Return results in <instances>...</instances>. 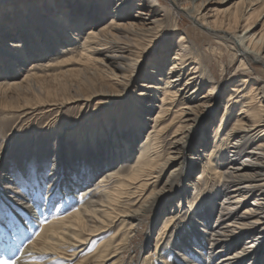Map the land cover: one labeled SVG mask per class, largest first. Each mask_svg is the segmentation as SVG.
Instances as JSON below:
<instances>
[{"label": "bare ground", "instance_id": "obj_1", "mask_svg": "<svg viewBox=\"0 0 264 264\" xmlns=\"http://www.w3.org/2000/svg\"><path fill=\"white\" fill-rule=\"evenodd\" d=\"M91 1L0 0V122L25 117L32 103L60 111L77 102L80 111L76 125L56 129L54 116L18 144L0 135V256L71 264L97 242L74 264H125L132 236L156 212L153 224L166 220L142 264H264V80L236 76L253 62L264 69V0L227 18L209 8L227 0ZM174 12L206 31L207 48L175 26ZM224 48L238 63L225 98ZM97 93L115 108L89 111ZM82 118L95 126L81 133ZM201 180L186 231L166 242ZM178 181V204L163 202Z\"/></svg>", "mask_w": 264, "mask_h": 264}, {"label": "rangeland", "instance_id": "obj_2", "mask_svg": "<svg viewBox=\"0 0 264 264\" xmlns=\"http://www.w3.org/2000/svg\"><path fill=\"white\" fill-rule=\"evenodd\" d=\"M91 0H88V2H90ZM163 5H167L169 3L168 0H159ZM214 1V0H212ZM236 0H227L224 1L223 3H212L209 5V8L215 9V11L217 10L218 13H220L221 15H225L226 18L230 17L232 11H236L237 13H239L241 15V11H244L250 4L249 0H242L241 2H239V4H236L235 2ZM93 2V0L91 1ZM162 13V12H161ZM173 15V20L174 23L176 22L177 27L183 28L185 30L188 31L190 37L192 36L193 39H195L199 44H201L204 48L208 47L209 44V36L208 34H206V31L196 25L193 24L191 18L186 15V14H182V15H177L175 12L172 13ZM109 18V17H108ZM255 17H253L254 19ZM240 23H242V19L240 20ZM261 28V25H258L256 28V31H259ZM241 29V28H240ZM239 29V30H240ZM206 34V35H205ZM174 35V34H173ZM172 35V38H173ZM214 44H219L217 42V40L214 39ZM157 49V47H156ZM154 49L151 53L145 55L142 58V61L140 63V65L137 68V72L136 74H139L142 72L144 64L148 63V61L153 57V54L155 52ZM173 50L170 51L168 53V57L170 60V58L173 56ZM223 56H224V63L227 65V75L226 77L220 82L219 84V88L218 91L219 92H223V95L225 98L226 96V90L227 88H229V86L227 88L226 85H228L231 82V78H233L232 76H234V72H235V67L238 65V63H235L234 66H230V62H231V54H232V50H227V48L223 49ZM31 62V60L27 61L24 63L23 67H22V72L25 70H28L30 68L29 63ZM254 68H250V71L248 72H242L240 71V73H237L236 76L240 77V76H244L247 73L250 74V79L255 78V79H262L264 80V69L263 67H261L258 63L253 62L252 63ZM76 66V65H75ZM73 66V67H75ZM212 67L215 71V73L217 75H219V73L221 72V68L220 65L218 63V57L216 56L213 60H212ZM249 67V64H248ZM57 68V67H56ZM233 71V72H232ZM142 80V79H140ZM139 80V81H140ZM97 84H103L105 85V89H107L106 91L108 93H112V94H116V95H120L117 94L119 93V88L114 87L112 84H109V81L101 76L97 77L96 80ZM110 85V86H107ZM138 87V86H136ZM135 87V88H136ZM139 89V87H138ZM207 91V88L202 91V93L200 95H202L203 93H205ZM87 91H84V93H86ZM101 94V93H100ZM261 96L259 95L258 101L263 100V98H260ZM223 98L220 100L219 102V107H218V113H222L223 109H224V105H223ZM90 104L91 107H89V111H94V110H98V111H104L107 112L109 108L113 109L115 108V106H110V104H107V95H99V93L91 96L90 98ZM264 103V102H263ZM37 104H29L27 106H25V108H23L22 110H28V113L25 117L21 118V119H16V118H9L10 120H8V122H0V135L3 136V138H5L8 143L10 142H14L17 144L19 142H21V140L28 138L31 135H41L43 133V129H48L51 125L50 120L52 118H54V116H59V120L53 124V126H55L56 129H59L60 127L64 126V127H72L74 125H76L79 120H80V111H79V107L77 102H69L67 105H65L64 107L61 108L60 111H42V110H38L37 108H35ZM29 107L35 108V109H29ZM38 107V106H37ZM117 108V107H116ZM19 108L16 107L14 109V111H17ZM110 109V110H111ZM120 110H122V107L119 108ZM158 109V107H154L153 110L151 111L150 115L153 116L155 115L156 110ZM87 110V107H84V111ZM88 111V112H89ZM115 112V111H114ZM120 112V111H118ZM8 113H4V115H6ZM16 115V113H11ZM10 114V115H11ZM219 117V115H218ZM49 118V119H46ZM63 122V123H62ZM83 122H85V124H83ZM95 126L94 122L91 125V121H86L85 118H82V120L80 121V123L78 124L77 130L80 129L81 133H84V131H87L90 127ZM214 129V126L210 127V134H212V130ZM169 139V137H168ZM168 143V142H166ZM170 145L166 144V147L168 148ZM207 151V149L205 150ZM204 151V152H205ZM122 164L120 162L119 167H121ZM198 171H196L197 173ZM184 173H182L180 175V181L181 179H183L185 177V175H183ZM183 175V176H182ZM195 173L192 175L191 178V183L194 184L195 182ZM182 177V178H181ZM194 179V181H193ZM178 181L175 185L174 188H172L170 191L166 192V194L163 195V202H170V201H176V205L179 202V197H177V193H179V190L182 188L181 187V182ZM192 185V184H190ZM205 185L204 181H196V188L193 191L192 188H190L193 192L191 193V195L188 196V199H190V202H186V206L182 205V210L180 211V213L176 216V219L174 220L175 225L174 227H171V229L168 231V233L165 235L166 236V242L169 241V243L172 242L173 239H175L177 237V234L180 231H186V226L188 224V219L186 218L187 216V207H189V205L194 204L195 200L193 199V195L194 194H198L200 193V189L203 188ZM175 206V205H174ZM156 216V212L150 214V216L146 217V219L143 221L142 225H140L137 229V233H135L132 236V244H131V250H130V254L129 256H127L126 258V263L128 264L129 260L132 258L133 260H139L140 264H142L145 261V254L150 250V245L153 246V244L156 243V237H157V233L160 231L163 223L166 220V214L160 215L157 218V221L155 224H153V219ZM119 225V224H118ZM117 227V226H116ZM117 228H113L109 233H111L112 231L116 230ZM108 233V234H109ZM33 234H30L28 236V238H32ZM29 239V240H30ZM98 244L97 242L93 243V246ZM166 244V243H165ZM93 246H90V250L93 249ZM207 248L210 246L209 244H206ZM149 247V248H148ZM209 249V248H208ZM219 248L217 247L215 250L214 248L212 249L213 251H217ZM89 250V248H87L86 250L82 251L80 253V255L75 258V259H70V263L74 264L82 259H86L84 255L86 256H90L91 251ZM173 260L174 258H172V260H169L170 264H173ZM12 262L13 259L10 258V255H2L0 256V264H13Z\"/></svg>", "mask_w": 264, "mask_h": 264}]
</instances>
